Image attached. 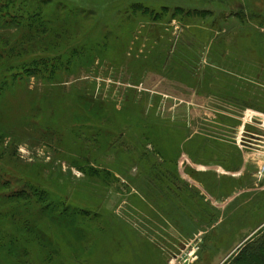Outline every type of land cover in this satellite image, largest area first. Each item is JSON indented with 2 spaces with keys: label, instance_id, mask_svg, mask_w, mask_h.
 Wrapping results in <instances>:
<instances>
[{
  "label": "rangeland",
  "instance_id": "1",
  "mask_svg": "<svg viewBox=\"0 0 264 264\" xmlns=\"http://www.w3.org/2000/svg\"><path fill=\"white\" fill-rule=\"evenodd\" d=\"M0 9V264H228L264 236V0Z\"/></svg>",
  "mask_w": 264,
  "mask_h": 264
},
{
  "label": "trees",
  "instance_id": "2",
  "mask_svg": "<svg viewBox=\"0 0 264 264\" xmlns=\"http://www.w3.org/2000/svg\"><path fill=\"white\" fill-rule=\"evenodd\" d=\"M22 5V3H21ZM1 10V9H0ZM4 17L6 12L2 13ZM6 14V15H5ZM31 14L29 15V17ZM32 16H34L32 14ZM31 16V17H32ZM14 17V16H13ZM8 18V16H7ZM18 19V18H16ZM7 22L12 23V20ZM228 264H264V236L249 241Z\"/></svg>",
  "mask_w": 264,
  "mask_h": 264
}]
</instances>
